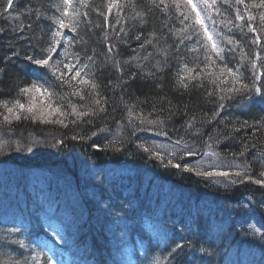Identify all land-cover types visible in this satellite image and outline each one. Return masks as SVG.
Listing matches in <instances>:
<instances>
[{"label":"trees","instance_id":"16d2710c","mask_svg":"<svg viewBox=\"0 0 264 264\" xmlns=\"http://www.w3.org/2000/svg\"><path fill=\"white\" fill-rule=\"evenodd\" d=\"M86 2L72 0L65 17L75 23V32L65 29L72 45L62 39L58 51L95 89L79 79L61 85L53 76L50 82L23 75L35 67L26 56L39 57L50 42L62 0H15L11 15L0 0V164L18 166L0 165V264H143L155 246L160 254L151 264H264V186L253 183L264 180V96L243 89L264 85L261 0L220 2L219 56L190 34L194 18L185 19L174 0ZM32 84L48 89L52 113L5 121L3 102L13 107L19 100L25 111L28 93L20 88ZM222 95L243 112L219 108ZM24 171L39 174L35 191L44 186L5 202V187L24 179ZM217 172L228 175H205ZM82 177L90 192L85 211L56 233L51 225L71 210ZM160 178L184 192L161 199L170 210L151 204ZM121 181H131L122 192L115 186ZM200 222L202 230L191 231ZM93 225L106 232L100 242L86 230ZM161 233L167 246L158 243ZM177 244L182 248L172 253Z\"/></svg>","mask_w":264,"mask_h":264},{"label":"snow or ice","instance_id":"6c2138e0","mask_svg":"<svg viewBox=\"0 0 264 264\" xmlns=\"http://www.w3.org/2000/svg\"><path fill=\"white\" fill-rule=\"evenodd\" d=\"M15 0H6V4L4 5V12L8 13L9 15H11V10H13V5H14ZM239 3H243V0H238ZM63 5H66L67 7H65L63 9V11L61 12V16L60 18L56 19L54 21V23L57 25V28L51 32V36H50V42L41 49V55L39 57H34V56H26V59L34 65L39 66L40 68H44L46 69L48 72L51 73V75L57 80L59 81V83L61 85L64 84H70L71 81L73 80H77L79 79V83L83 84V85H88L91 86L93 89L96 88V85L93 84L91 82L90 79H87V73L83 72V68L77 67L76 64L74 63H67L65 62V60L60 59L61 53L58 51V49L64 45H62V39L64 40V43L67 46H71L72 45V40H69L67 38V36L64 35V33L61 31L62 29H69V31L71 32H75V23L72 19H68L67 22L65 20V17L69 16V12H68V8L72 7V0H62ZM81 3L83 4V6L87 7V2L86 0H81ZM184 3L187 5H191L192 10L195 11L196 10V5L192 4V0H184ZM178 6V5H177ZM248 5H245V7H247ZM255 6V5H253ZM261 7H264V0H261ZM3 13H0V15H2ZM75 15H78V13H75ZM242 18V17H241ZM185 19H187V17H185ZM196 22L200 24V27L202 29H204L205 31V35H207V29L203 23V21L200 19V13L197 12L196 13ZM262 20H264V16L261 17ZM2 31V30H0ZM209 40H211V37H209ZM213 51L216 52V55L219 56L220 52L217 51V47L216 45L213 43L212 45ZM64 52L65 54H67V47L64 48ZM77 55L78 54H74ZM86 67V66H85ZM253 67H255V65L253 64ZM65 69L67 70V74L65 72ZM231 71V70H230ZM83 73V75H82ZM253 75L255 76V72L253 73ZM261 75H264V73H261ZM236 79L238 80L239 78L236 77ZM183 80V78H182ZM185 87H187V85H184ZM243 89L244 91L247 92H255L256 94H259L261 96H264V85L260 86V87H256L255 83L253 84V86L251 88H249L248 85H243ZM235 91V89H233ZM41 92V86L37 85V84H32L30 87H22L20 88V92L23 94H27L29 92ZM43 94H48L49 97L51 96L50 93H48V89H43V92L41 93ZM72 95H80V90H73ZM81 100L84 99V96L80 95ZM97 104H99V101H96ZM3 107H5L7 109V112L10 115H14L15 119L19 120L21 119V116L15 112L16 108H19L21 110L25 109V105L23 103H21L19 100H17L14 104L13 107H8V103L7 102H3ZM49 107H51V104H49ZM27 111L29 113H31L33 111V108L31 106L27 107ZM55 111H59V108L55 109ZM75 111V108H74ZM78 115L80 116H84V115H88V113H79ZM4 120L5 121H9V116H4ZM75 139V137H73ZM29 151H31V149L29 148ZM144 151H148L147 148L144 149ZM171 163V161L169 162ZM174 167H181L179 164H174ZM205 175H218V176H227L228 173L227 172H217V173H205ZM237 176H241L242 173L241 172H237L236 173ZM261 176H264V171H262L260 173ZM253 183L256 184H260L262 186H264V180H254ZM21 247H23V245H21ZM176 248H182V245L177 244ZM174 251L176 249H173Z\"/></svg>","mask_w":264,"mask_h":264},{"label":"rangeland","instance_id":"374dc122","mask_svg":"<svg viewBox=\"0 0 264 264\" xmlns=\"http://www.w3.org/2000/svg\"><path fill=\"white\" fill-rule=\"evenodd\" d=\"M179 7L183 10L184 12V16L185 17H191L193 16L194 21H195V25L198 29V31L205 35V31L204 29H202L200 27V24L196 22V13L199 12L200 13V19L203 21L206 29H207V35L210 33L211 27L213 25V20L214 17L216 16V7L219 1H225V0H192V4L196 5V10L193 11L191 5H187L184 3V0H174ZM206 36V35H205ZM43 92V90H41V92H29L27 94V99L29 101V103L27 104V107L31 106L33 108V111L31 112V114H34L37 117H43V115L47 114H51L52 110L49 108V106H46L47 104H49V100L51 99V96L49 97L48 94H41ZM15 112L18 113L19 115H22L23 113H29L26 110H21L19 108L15 109ZM4 113H7V109L2 110L1 114L3 115ZM53 115V114H52ZM51 115V116H52ZM56 116V115H55ZM58 117V116H56ZM9 118L13 119L15 118L14 115H10L9 114ZM35 172V171H33ZM27 175L29 176H36V173H32L29 172L27 173Z\"/></svg>","mask_w":264,"mask_h":264},{"label":"bare ground","instance_id":"6f19581e","mask_svg":"<svg viewBox=\"0 0 264 264\" xmlns=\"http://www.w3.org/2000/svg\"><path fill=\"white\" fill-rule=\"evenodd\" d=\"M15 53L18 55V52H15ZM28 56L38 57V55H35L33 52H30V54ZM76 57L78 58L77 55H76ZM2 61L3 62H7V58H2ZM31 71H34V72L31 74ZM23 72H24L23 75L25 77H33V78H35L37 80H40V78H46L47 80H49L51 82V76H52L51 73L48 72L44 68L43 69L37 68L36 65H35V67L30 65L29 68L28 67L25 68V70ZM176 81H178V80H176ZM178 82H180V81H178ZM214 86L218 87L217 85H214ZM64 89H67V88H64ZM216 89L219 90V88H216ZM70 92L72 93L71 90H70ZM218 94H221L220 90H219ZM220 98H222V99L218 102L217 105H218L219 108H222L226 113H228L230 115H236V116H238L240 113L243 112V110H241V109L238 108V106H237L238 103L235 102L234 100L224 101L223 100V95ZM27 103H29V101H27ZM43 147H44V145H43ZM16 157H20V156H16ZM5 158L6 157L3 154L1 156V159H5ZM186 165L190 166L191 165V161L188 160V159H186ZM8 193L9 194H15L16 192H15L14 189L11 188V189L8 190ZM242 194H245V192L244 191H240L237 195H235L233 197V200L239 198L240 196H242ZM185 197L188 200H192V193H190V192L187 193L185 195ZM184 220H185V222H187V225L189 226L191 218H189V215L186 214V213L184 214ZM202 228H203V224L200 222V223H197L193 227V229L191 231H201ZM86 230L89 231V232H91V233H93V235H95L96 237H98L99 238V242L102 239L105 238L106 232H105V230L101 226H94L93 225V226H90L89 228H87ZM99 242L97 241V243H99ZM159 254H160L159 249H158V247L155 246L152 249L151 253L143 261V264H151L155 260V258L159 256Z\"/></svg>","mask_w":264,"mask_h":264}]
</instances>
